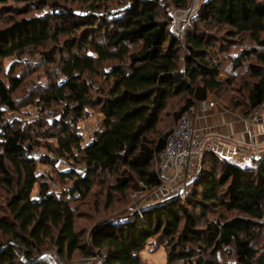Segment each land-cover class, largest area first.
I'll list each match as a JSON object with an SVG mask.
<instances>
[{
  "label": "trees",
  "instance_id": "trees-1",
  "mask_svg": "<svg viewBox=\"0 0 264 264\" xmlns=\"http://www.w3.org/2000/svg\"><path fill=\"white\" fill-rule=\"evenodd\" d=\"M167 1L169 14H160V0H73L91 12L78 17L58 0H33L22 8L23 17L0 27V72L2 61L48 44L52 47L43 58L58 64V76L24 105L15 100L22 78L0 81V188L5 191L0 264H52L39 259L47 245L67 261L100 252L99 264H144L140 252L155 238L164 242L165 264L191 259L223 264L216 258L223 248L231 249L233 264H264V158L242 169L206 151L182 195L141 210L140 217L132 213L100 221L86 239L76 231L74 198L106 184L109 175L113 183L105 208L116 197L125 202L132 186L159 188L155 165L183 112L234 84L217 78L222 49L210 34L213 27L253 43L233 60L235 69L243 62L255 64H248L242 99L226 108L248 118L264 104V0H205L180 39L170 27L171 8L185 9L189 0ZM112 2L125 5L117 17L107 13ZM43 8L51 13L29 15ZM175 99L179 107L170 114L175 125L164 133L159 124ZM23 106L40 112L32 129L10 115ZM54 107L59 117L47 125L41 114ZM94 110L100 123L83 145L77 124ZM40 138L56 141L48 146L50 154L76 162L77 169L57 171L69 182L65 196L37 173L39 164L50 162L32 155ZM35 186L38 199L32 200Z\"/></svg>",
  "mask_w": 264,
  "mask_h": 264
},
{
  "label": "rangeland",
  "instance_id": "rangeland-1",
  "mask_svg": "<svg viewBox=\"0 0 264 264\" xmlns=\"http://www.w3.org/2000/svg\"><path fill=\"white\" fill-rule=\"evenodd\" d=\"M5 2H0V27L6 26L5 23H8L11 19H19L24 16L22 8L29 2L33 0H4ZM63 7H66L73 11L75 16L84 17L88 15L90 10L85 6L73 2V0H58ZM205 0H189L188 6L185 9L171 8V17L172 24L171 30L175 33L177 39L181 37L178 36L180 25L186 24V26L191 23L195 14L199 10L201 4ZM160 14L162 11H170V7H166L168 4L167 0H160ZM166 7V9L164 8ZM125 7V5H119L115 2H112L108 5L107 13L116 17L119 15L120 11ZM43 13H51L48 8H43L39 11H31L29 15H39ZM94 14H99V12H94ZM214 26V25H213ZM226 28L218 29V27H213L210 31V34L216 39V47H221V52L217 54L216 61L219 65V76L217 77L220 81L226 82L228 79H232L234 84L229 86H224L222 88V93H220L221 99L218 98L216 93L209 94L206 101L209 100L215 105L219 103L222 107H227V104H230L231 101L241 100L244 95V89L242 88V83L248 80V64L254 63V60L250 62H243L239 68H233V60L236 59L243 51L248 50L253 47V43L248 40L247 36L243 38L231 39L226 34ZM63 42V41H62ZM60 45L61 46V43ZM52 44H48L45 47H38L35 49H30L28 52L24 53L21 56L9 58L2 61L1 72H0V81L5 82L6 78L10 75L19 76L22 78V86L15 92V100L17 104H25L31 102L33 99L34 93H39L41 88L47 85L48 81L56 78L58 76V64L46 62V59L43 58V55L51 49ZM58 62V54H54L52 57ZM96 80L100 81L97 77H94ZM241 79V80H240ZM243 80V81H242ZM239 88V90H238ZM226 103V104H225ZM179 107V100H171L168 102V108L165 111V114L162 115L159 128L161 131L169 132L175 125V121L172 119L170 114ZM59 108H52L48 111H43L41 117L44 118L43 122L46 121L47 125L51 124L53 119H58ZM227 109V108H226ZM31 111V112H30ZM29 113H33L29 114ZM263 113V115H262ZM40 114L33 110V107L23 106L20 108L14 115L10 114L13 121L18 122L21 126L30 127L34 125L37 121L35 115ZM260 114L264 117V109L260 110ZM250 116L248 117V119ZM49 123V124H48ZM100 118L97 114V111H91L89 117L86 120L78 123V131L82 134L83 145L88 142L91 138L93 131L99 126ZM33 127H30L32 129ZM45 129V128H44ZM47 129V127H46ZM31 131V130H30ZM56 132V131H55ZM36 133V132H34ZM34 133H31L33 136ZM50 134L51 132L48 131ZM46 137H48V135ZM205 136V135H204ZM43 137V136H41ZM39 144L41 147L33 149L32 155L36 158L47 156L50 160L49 164L37 166V173H41L44 176L45 180L48 181L49 188L54 191L56 194H61L65 196L66 191L69 187V182L60 180L57 175V171L67 170L69 168H76L77 165L74 160L67 158H56L55 155L50 154L48 146L55 147L56 141L51 138H40ZM264 158V152L258 158ZM200 166V165H199ZM198 166V167H199ZM196 165H192L186 171L181 174L173 184L171 188L163 187L165 184L162 183V186L153 190H145L140 184L128 191V196L125 200H120L119 197H116L114 203L110 208H105L106 197L105 194L108 190V187L113 183V178L109 175L107 178L106 184H96L92 187L91 191L85 196L76 197L75 200L71 202L72 209L75 215V228L79 235H82L84 239L89 232V230L97 225L100 221L113 219L115 217L124 216L125 214H137L139 217V212L141 210L167 198L170 196L182 195L185 191L187 183L190 181L191 177L195 175ZM79 169V168H78ZM117 196L116 194H114ZM4 198L5 191L0 188V216L4 213ZM31 199H38V187L35 186L31 193ZM264 238L260 236V243H263ZM161 243V244H159ZM260 244V246H261ZM164 242L155 238L151 243L140 252V257L144 264H165L166 255L164 250ZM260 246L258 248L260 249ZM230 248H223L216 258L223 264H233L234 259L232 258ZM43 258L44 262H50L52 264H99L103 259V256L100 252H95L94 256L91 258H84L81 256H74L72 260L67 261L66 259L59 257L56 253V250L51 246L47 245L42 253L39 256V259ZM193 259L184 260L177 262L175 264H195Z\"/></svg>",
  "mask_w": 264,
  "mask_h": 264
},
{
  "label": "crops",
  "instance_id": "crops-1",
  "mask_svg": "<svg viewBox=\"0 0 264 264\" xmlns=\"http://www.w3.org/2000/svg\"><path fill=\"white\" fill-rule=\"evenodd\" d=\"M193 116L196 133L205 135L212 142V150L220 158L231 161L242 169L250 168L258 162L264 152V124L242 118L219 103L205 112L196 111ZM177 178L164 182L163 187L171 188L170 185Z\"/></svg>",
  "mask_w": 264,
  "mask_h": 264
},
{
  "label": "built area",
  "instance_id": "built-area-1",
  "mask_svg": "<svg viewBox=\"0 0 264 264\" xmlns=\"http://www.w3.org/2000/svg\"><path fill=\"white\" fill-rule=\"evenodd\" d=\"M180 28L179 32H177L179 37L183 35L186 24L181 23ZM213 106L212 102L199 101L185 110L177 121L174 129L168 135L164 149L159 154V160L155 165L162 183L177 178L178 175L189 169L191 165L192 168L194 165L197 166L195 174H198L204 152H213L212 142L207 140L206 136L196 133L193 116L194 112H205ZM262 109H264V104L255 109L249 119L252 122L264 124V117L260 114ZM213 153L220 158L215 152ZM139 215L141 216V212H139Z\"/></svg>",
  "mask_w": 264,
  "mask_h": 264
}]
</instances>
